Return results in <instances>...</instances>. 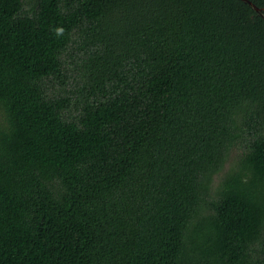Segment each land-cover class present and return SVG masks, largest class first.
<instances>
[{
	"label": "trees",
	"instance_id": "trees-1",
	"mask_svg": "<svg viewBox=\"0 0 264 264\" xmlns=\"http://www.w3.org/2000/svg\"><path fill=\"white\" fill-rule=\"evenodd\" d=\"M0 106V264H264V11L0 0Z\"/></svg>",
	"mask_w": 264,
	"mask_h": 264
},
{
	"label": "rangeland",
	"instance_id": "rangeland-1",
	"mask_svg": "<svg viewBox=\"0 0 264 264\" xmlns=\"http://www.w3.org/2000/svg\"><path fill=\"white\" fill-rule=\"evenodd\" d=\"M81 49H82L81 45H78L73 48V50L70 52V56H67L66 58L67 70L65 72L67 73V76H64L63 83L62 81L59 82L58 80H56V82H52L53 84L50 83L51 88L54 87L55 90H60L65 88L71 89L72 96L73 97L77 96L78 89L80 88L79 83L81 82V77L83 73L86 72L87 70L86 66L81 61L83 58ZM51 93L53 94V92ZM72 114H76L75 109H73ZM6 124H7L6 116L3 109L0 106V126L5 127Z\"/></svg>",
	"mask_w": 264,
	"mask_h": 264
},
{
	"label": "water",
	"instance_id": "water-1",
	"mask_svg": "<svg viewBox=\"0 0 264 264\" xmlns=\"http://www.w3.org/2000/svg\"><path fill=\"white\" fill-rule=\"evenodd\" d=\"M244 1L247 2V3H249L257 12L263 14L264 8H261V7L257 6L256 4H254L250 0H244Z\"/></svg>",
	"mask_w": 264,
	"mask_h": 264
}]
</instances>
